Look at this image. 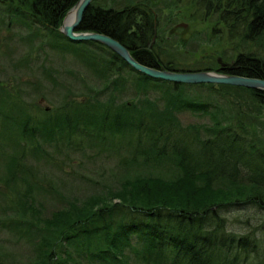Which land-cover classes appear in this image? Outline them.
<instances>
[{
	"label": "trees",
	"instance_id": "trees-1",
	"mask_svg": "<svg viewBox=\"0 0 264 264\" xmlns=\"http://www.w3.org/2000/svg\"><path fill=\"white\" fill-rule=\"evenodd\" d=\"M77 1L0 0V28L25 31L20 39L27 45L48 37L82 71L68 70L72 80L91 91L73 92L61 83L62 72L43 67L45 80L57 82L59 103L35 114L18 93L0 85V170L7 185L24 186L25 192L14 190L16 213L31 218L38 212L32 206L37 185L30 161L45 158L46 143L70 148L78 141L104 142L97 151L123 174L118 186L68 201L37 219L47 233L34 241L28 264H264V237L254 230L236 234L226 224L231 211L264 210V90L152 79L101 43L72 42L57 28ZM183 7L188 20L211 23L215 42L224 50L227 44L225 53L217 52L233 61L224 72L264 79V0H92L77 30L113 37L146 66L213 70L216 58L194 69L176 60L168 39L175 22L185 18ZM155 86L165 102L149 97ZM192 86L228 98L218 106L221 118L216 108L209 112L191 99L186 88ZM126 94L130 97L121 100ZM187 109L214 122L182 126L177 117ZM75 116L84 124L70 121ZM61 126L74 136L57 135ZM29 232L32 237L35 231Z\"/></svg>",
	"mask_w": 264,
	"mask_h": 264
},
{
	"label": "rangeland",
	"instance_id": "rangeland-1",
	"mask_svg": "<svg viewBox=\"0 0 264 264\" xmlns=\"http://www.w3.org/2000/svg\"><path fill=\"white\" fill-rule=\"evenodd\" d=\"M182 10L185 16L183 21L187 22V25L185 27L176 26V24L172 26V32L169 33V44L173 46L176 60L181 64V67L204 68L209 57L221 58L217 52L225 53L228 49L227 44H225L226 50H224L220 41L215 42L216 36L211 35V23L190 21L188 20L190 12L184 7ZM24 34H26L25 31L21 32L18 29L0 28V85L4 84L3 86L13 95L18 93L17 97L21 101H25V106L35 114L44 112L45 109L53 111L59 103V98L54 91L56 88L53 87V85H57V82L54 84L45 80L43 67L56 68L62 72L61 83L68 85L73 92L80 89L82 92L90 94L91 91L85 90L81 81L72 80L68 72V70L82 72L76 66L71 55L58 52L57 48L49 44L48 37H43V35L36 38L32 44L30 40L27 45L28 42H23V39H20V36ZM40 46L44 48V52L47 51V54L38 51ZM27 56H29L28 64L24 62ZM23 57L25 60L22 59ZM34 69V73H31ZM130 84L133 85V83ZM65 89L66 86L61 92H66ZM186 91L190 93L191 99L204 103L209 112L217 109L215 113L219 115L218 118H221L222 112L218 106L225 105L226 98L218 95L216 90L192 86L186 88ZM149 94L150 98L161 96L165 102V95L162 94L158 86H155ZM125 97L128 99L130 95H124L121 100H126ZM75 99L77 101L84 100V98ZM190 111V109L185 110L183 114H180V117L175 114L182 126L200 123L208 126L214 122L208 114H204L200 110ZM80 119L84 124V120L80 116L72 117L70 121L74 120L77 124H81ZM262 120H264V115ZM60 128L61 130L57 128V135L74 136L70 128L63 129V126ZM80 139L78 137L75 142ZM98 144L100 147H104V142ZM98 144L92 143L91 145L78 141L72 147L67 148L65 145L60 147V143L54 147L50 143H46L45 158L30 161L35 168L33 179L36 181L37 188L34 189L36 198L32 206L38 212L34 214L37 217L31 218L27 214L19 215V218L16 213L17 194L14 190L25 192L24 186L17 185L15 188L7 185L3 179V171L0 170V260L2 264H28L31 262L30 255L35 252L34 241L38 242L40 236L47 233L42 226V220L39 222L37 219L50 217L51 212L67 206L68 201L81 200L92 193L104 190L106 186H118L117 181L122 177L123 170H117L114 168L116 163L107 161L103 154H99ZM26 147H28V143ZM226 216L228 230L240 235L253 233L252 230H254L255 235L260 238L264 237V210L248 207L226 213ZM32 230L35 232L31 237L29 231Z\"/></svg>",
	"mask_w": 264,
	"mask_h": 264
},
{
	"label": "water",
	"instance_id": "water-1",
	"mask_svg": "<svg viewBox=\"0 0 264 264\" xmlns=\"http://www.w3.org/2000/svg\"><path fill=\"white\" fill-rule=\"evenodd\" d=\"M91 1L92 0H78L77 3L71 7L63 17L61 25L57 28V30L61 32L68 40L73 42H100L118 54L135 71L154 79L186 84H227L264 90V79L262 78L246 77L210 70L171 71L166 69H157L139 63L131 56L129 50L113 37L93 31H77L83 14ZM180 25L184 27L186 26L185 23ZM217 62L221 69H228L233 64V61L224 62L220 57H217Z\"/></svg>",
	"mask_w": 264,
	"mask_h": 264
},
{
	"label": "flooded vegetation",
	"instance_id": "flooded-vegetation-1",
	"mask_svg": "<svg viewBox=\"0 0 264 264\" xmlns=\"http://www.w3.org/2000/svg\"><path fill=\"white\" fill-rule=\"evenodd\" d=\"M179 21L181 22V21H183V20H177V21L175 22V24H176V25L179 24V23H180ZM175 24H174V25H175Z\"/></svg>",
	"mask_w": 264,
	"mask_h": 264
}]
</instances>
